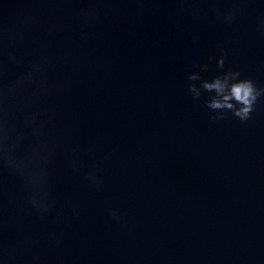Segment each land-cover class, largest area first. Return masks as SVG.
Here are the masks:
<instances>
[{"label":"water","instance_id":"obj_1","mask_svg":"<svg viewBox=\"0 0 264 264\" xmlns=\"http://www.w3.org/2000/svg\"><path fill=\"white\" fill-rule=\"evenodd\" d=\"M228 71L264 88V0H60L0 31V117L57 140L47 214L0 164V264H264V96L214 119Z\"/></svg>","mask_w":264,"mask_h":264},{"label":"clouds","instance_id":"obj_2","mask_svg":"<svg viewBox=\"0 0 264 264\" xmlns=\"http://www.w3.org/2000/svg\"><path fill=\"white\" fill-rule=\"evenodd\" d=\"M237 9L232 7L223 14L222 19L226 24H232L237 15ZM224 58L217 60V66L223 67ZM39 65H33L32 70L20 76L9 88V93L14 94L29 80L37 77L40 72ZM193 75L189 80H196ZM203 89L209 93H215L207 107L217 113L214 119H222V113L230 112L240 122L248 121L257 100L264 96V88H258L256 84L247 78H241V73L228 71L222 76L215 77L211 82H204ZM193 99L200 93L195 87L189 89ZM30 134L32 142L27 149L21 152L25 135ZM56 138L51 135L50 127L41 119L39 111H27L19 121L0 117V164L7 167L17 175L25 190V199L30 207L39 214H47L53 207L54 201L50 197L47 183V169L51 163ZM72 158L69 165L76 169L78 159L75 150L71 151ZM89 185L98 184L97 175L90 171L86 176Z\"/></svg>","mask_w":264,"mask_h":264}]
</instances>
